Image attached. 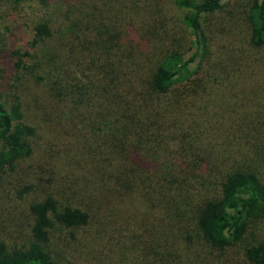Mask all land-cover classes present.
Returning a JSON list of instances; mask_svg holds the SVG:
<instances>
[{
    "label": "trees",
    "instance_id": "obj_1",
    "mask_svg": "<svg viewBox=\"0 0 264 264\" xmlns=\"http://www.w3.org/2000/svg\"><path fill=\"white\" fill-rule=\"evenodd\" d=\"M262 77L264 0H0V264H264Z\"/></svg>",
    "mask_w": 264,
    "mask_h": 264
},
{
    "label": "rangeland",
    "instance_id": "obj_2",
    "mask_svg": "<svg viewBox=\"0 0 264 264\" xmlns=\"http://www.w3.org/2000/svg\"><path fill=\"white\" fill-rule=\"evenodd\" d=\"M262 78H264V77H262ZM260 79H261V78H260ZM219 93H220V92H219ZM219 96L223 97V99L228 100V102L231 101V100L234 102L233 98H235V97H233V96L231 95V93H230V94H227L226 91H222V92L220 93ZM212 108H213L214 110L217 109L216 106H213ZM222 114H224V113H222ZM216 120H218V121L223 122V123L226 124V123H228V122L230 123V121H232L233 118H231V117L228 118V117H227V118L225 119V115H224L223 118L221 119V117H218V113L216 112ZM41 151H42V147L37 146V147L34 149L33 153H32L30 156L26 157L25 159H23V160L21 161L22 164H28L29 162H32L33 160H35V159L40 155ZM254 226H255L254 229H255L256 231H261V232L264 234V220H260V221L257 222ZM82 238H83V244H88V240H87L86 238H84V237H82ZM91 248H93V249H97V248H98V242H97V241H93V242H91Z\"/></svg>",
    "mask_w": 264,
    "mask_h": 264
}]
</instances>
